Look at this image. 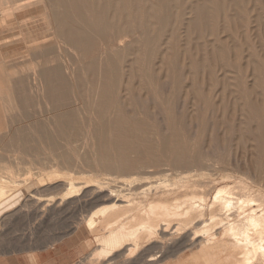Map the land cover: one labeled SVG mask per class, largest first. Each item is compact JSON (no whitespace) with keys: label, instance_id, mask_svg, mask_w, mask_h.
I'll list each match as a JSON object with an SVG mask.
<instances>
[{"label":"bare ground","instance_id":"bare-ground-1","mask_svg":"<svg viewBox=\"0 0 264 264\" xmlns=\"http://www.w3.org/2000/svg\"><path fill=\"white\" fill-rule=\"evenodd\" d=\"M227 10L234 31H257V40L251 43L245 35L246 54L242 42L232 40L229 80L224 74L219 81L208 59H224L221 49L214 44L205 51L200 45L201 55L186 54V63L175 32H167L183 30L188 39L201 36L214 31L213 22ZM0 20L30 29L18 31L21 35L14 39L25 49L12 58L18 65L12 68L10 59V71L0 67L1 206L11 208L20 201L17 195L24 194L44 205L40 195L58 189L66 192L51 208L83 190L86 202L104 204L80 219L95 234L96 247L81 264H249L264 258V160L254 163V180L247 182L249 172L242 176L239 169L252 158L240 161L243 169L226 154H205L208 147L202 152L201 144L200 153L192 155L186 142L192 137L175 143L181 140L175 132L171 138L160 136L157 154L149 129L159 113L144 103L164 92L163 101L150 100L152 108L162 102L172 110L180 97L193 100V107H212L219 88V97L227 93L231 108L241 107L247 114L245 118L237 109L244 119H236L240 129L235 130L248 128V114L253 113L264 132V0H0ZM202 72L207 79H200ZM258 144L259 152L252 149L264 157V133ZM220 167L229 173L219 182L204 172ZM76 180L81 181L78 186ZM218 183L229 186V192L219 190ZM76 201L77 208L84 205ZM40 209L37 213L44 216Z\"/></svg>","mask_w":264,"mask_h":264},{"label":"rangeland","instance_id":"rangeland-1","mask_svg":"<svg viewBox=\"0 0 264 264\" xmlns=\"http://www.w3.org/2000/svg\"><path fill=\"white\" fill-rule=\"evenodd\" d=\"M221 18V19H220ZM223 18V19H222ZM223 24H222V23ZM6 24V23H5ZM4 24V21L3 20H0V67H6L7 66V69L8 70H6V68L4 67V69L6 70V71H10V66L12 65V63L14 62V60H12V58H14L15 56L17 57L18 55H20V54H22V53H24V51H25V49L23 50V45L21 44V43H19V42H17L16 40H17V37L18 36H20L21 34L18 32V31H30V29H27V28H25V29H23V28H20L17 24H11L10 26L9 25H5ZM221 24V25H220ZM213 26H214V31H204V32H202L201 33V36H199V35H193L190 39H188L187 37H185V35H183L184 34V32L182 33V31L183 30H179V31H168L167 32V34L169 33H171V32H175V36H176V38H177V40H178V44H177V49L180 51V55L182 56V59L184 58V60L186 61V63H187V61H188V58H186V54H187V56L189 57V54L191 55V56H197V54H198V56H200L201 55V48L202 47H204V50L206 51L207 50V48L208 47H213L214 46V44H215V46L214 47H216L217 46V48L220 50V51H223L224 53H225V58L224 59H222V60H218L217 58H215V60L214 61H212L211 59H208L209 61V63H212V64H210L211 66H210V70H211V72H213V77H216L215 79H217V80H222V79H224V78H228L229 77V58H230V61H231V59H233L232 57H233V55L231 54V50H230V48H229V44H232L233 42H242V44L244 45V46H242V49L244 50V54H246V50L248 49L247 47H245L246 45L244 44L245 43V35L246 36H248V38H249V42H251V43H254L256 40H257V38H256V36H255V33H256V35H257V31L256 32H254V31H245V28L244 27H241L240 29H238L239 31H242L243 33V35L242 34H240L241 32H239V31H234L235 29V27L233 26V24L231 25V22H229V10H227V14L224 16V14L222 15V17L221 16H219L217 19H215V21L213 22ZM233 26V27H232ZM220 27H222V28H220ZM226 27V28H225ZM180 28V27H179ZM178 28V29H179ZM229 28H232L233 29V31H232V29H231V31H229ZM226 29H227V31H226ZM223 30V31H222ZM251 30V29H250ZM226 31V32H225ZM206 32H210V34L208 35V36H206L205 37V35H207V33ZM219 32H220V34H219ZM20 34V35H19ZM196 36H197V38H196ZM224 36H226V37H224ZM240 36V37H239ZM250 36V37H249ZM255 36V38H254V40H253V37ZM183 37L185 38V40H183ZM199 37V38H198ZM205 37V38H204ZM221 37H224L222 40L220 39ZM230 37V38H229ZM239 37V38H238ZM193 38H195V39H193ZM232 38V39H231ZM14 39H16V40H14ZM197 39V40H196ZM206 39H207V41H206ZM224 39L226 40V41H224ZM230 39V40H229ZM196 42H195V41ZM209 40V41H208ZM212 41V45H211V41ZM232 40H233V42H232ZM243 40V41H242ZM185 41V42H184ZM190 41V42H189ZM229 41H230V43H229ZM192 42V43H191ZM199 42V43H198ZM209 42V43H208ZM184 43H186V44H184ZM195 43V44H194ZM201 43V44H200ZM22 45V46H21ZM183 45H185V46H183ZM201 45V48L200 47H198V46H200ZM207 45H210V46H208V47H206ZM185 49L186 48V51L185 50H183V48ZM99 48V47H98ZM195 50H194V49ZM246 48V49H245ZM192 49V50H191ZM178 51V52H179ZM181 51L183 52V53H181ZM187 51H189V53H186ZM194 51L196 52V53H194ZM18 54V55H17ZM196 54V55H195ZM232 55V56H231ZM193 56V57H194ZM230 56V57H229ZM11 59V61L10 62H12V63H10L9 62V60ZM187 59V60H186ZM3 60V61H2ZM6 60L10 63H7L6 62ZM16 61V60H15ZM182 61V60H181ZM3 62H6L5 64H2ZM20 62V61H19ZM184 62V61H183ZM183 62L181 63V64H183ZM225 64H224V63ZM16 62H14L13 64H14V67H12V68H15V65L17 66L18 64V60H17V63L15 64ZM220 63V64H219ZM218 64H219V66H218ZM2 65V66H1ZM228 65V66H227ZM9 66V67H8ZM13 66V65H12ZM182 66V65H181ZM213 66V67H212ZM227 66V67H226ZM222 69H221V68ZM219 68V69H218ZM12 70V69H11ZM223 70H226V71H224V73L222 74V72H223ZM206 73H208V71H206V69L204 70ZM218 71V72H217ZM228 71V72H227ZM205 72H202L201 74H200V79H207V74L205 73ZM209 74V73H208ZM224 74L226 75L225 77H224ZM202 75V76H201ZM222 75H223V77H222ZM206 76V77H205ZM209 76V75H208ZM218 76H220V77H218ZM231 76H237V73H234V74H231ZM222 78V79H221ZM15 79H17L16 77H15ZM13 80H14V78H13ZM228 80H229V78H228ZM219 88H217L216 90H215V92H214V94H213V97H212V99H211V102L213 103V106L212 107H207V106H204V105H201V107L199 106V107H193L192 105H191V102L193 101V100H191V101H189L188 103L184 100V98L183 97H180L179 99H178V101L176 102V104H175V106L172 108V110L171 109H168L167 108V106L166 105H162V102H161V105L159 106V107H156L155 106V109L154 108H152L153 106H150L152 103L150 102V100L152 101V99H154L155 101H158V102H160V101H163V99H166L167 98V94L165 93L164 95H163V93L164 92H162V96L161 97H159V96H149V97H147V99L149 98L150 100H147L146 98H145V96H144V98L147 100V101H144V103L146 104V106H148V108L150 109L151 108V110L150 111H153L154 113H156V112H158L159 114L157 115L156 114V117L153 119V120H150V123H151V125H150V135L149 136H151L152 134V137H154L153 139H152V141H154V142H156L155 140H157V142L156 143H158V144H155L157 147H155V152L157 153V154H160V152L159 151H161V149H159V147H160V145H161V140H158V139H162L163 138V136L165 135V137H167V135H168V137L169 138H171L172 136L170 135V134H173V132H175L174 134H173V136L175 135V134H177V136H178V134H179V138L181 139V140H179L178 139V142H175V143H179V141H182L183 140V142H185L186 141V137H188L189 135V137H188V139H190V137H192L191 138V140L192 139H194V140H187L186 142H189L187 145H188V150L190 151L191 149H192V151H190L191 153L193 152L194 154H192V155H195V154H197V152L198 153H200V151L198 150L200 147L202 148H200V150L202 151H204V149H203V147L206 149L207 147V150H205L206 152H205V154L206 153H208V155H210L209 153H211V155L213 154V156H217L214 152H216V153H218V156H220V155H222V156H226L227 158H229V159H232L231 160V162L233 163V162H236L235 163V165H237V163H238V168H240V167H244V165L246 164V161L248 160L249 162H250V159H251V163H249V166H248V162H247V165H245V169L242 171V169L240 168L239 170V172L242 174V176H243V173L245 172V173H247V172H249L248 174L250 175V176H244V178L246 177V179H248L247 180V182H251V181H253L254 180V171H255V164L257 165L258 163H260L259 165H261L262 163H263V160H264V157H262L258 152H259V144H258V140H259V138H261L262 137V134L264 133L263 132V130L261 131V130H259V127H261V124H262V122L260 121V118H258V116L256 115V114H253V113H251V114H248V116L251 118V123H250V125H249V127H252V128H242V130H235V129H240V128H235V126H236V123L238 122V126L240 125L239 124V122L240 121H242V119H244L241 115H239L238 113H239V111H240V114H242L245 118H247V114L245 113V112H243V111H241L242 109H241V107L240 108H231V107H233V105H231L232 103H230L231 101V99H229V96H228V94L226 93V95H222V93H221V98L219 97V91L220 90H218ZM206 92V91H205ZM221 92V91H220ZM215 95V96H214ZM228 96V98H227V100H226V97ZM153 97V98H152ZM217 97H219V98H217ZM181 98H182V100H181ZM152 101V102H155V101ZM218 101L220 102V103H218ZM157 102V103H158ZM243 102V101H242ZM151 103V104H150ZM181 103V106H179V104ZM215 103H217V104H215ZM186 104H187V106H186ZM190 104V105H189ZM220 104H222V107H221V105ZM227 104V105H226ZM242 104V103H241ZM164 106H165V108H164ZM176 106L177 107H180V108H176ZM189 106H191V110H190V108H188ZM216 106V107H215ZM221 107V108H220ZM245 107V106H244ZM162 108V109H161ZM186 108H187V111H186ZM214 108V109H213ZM161 110V111H159V110ZM174 109H176V110H174ZM178 109V110H177ZM193 109V110H192ZM213 110L212 111V113H210L209 112V110ZM222 109V110H221ZM237 109H239V111H237ZM163 110V111H162ZM214 110H216V111H214ZM169 111H170V113L171 114H169ZM172 111V112H171ZM175 111H176V115H175ZM179 111V112H178ZM196 111H197V113H196ZM231 111H232V116H228L229 117V119L231 120V122H228V121H230L229 119L227 120L226 119V117H227V115H228V113L229 114H231ZM188 112L190 113L191 112V114L189 115L188 114ZM228 112V113H227ZM247 112V111H246ZM220 113H221V117H220ZM164 114V115H163ZM209 114H211V115H209ZM227 114V115H226ZM165 116L164 118H163V116ZM194 115V117L192 118V116ZM201 115V116H200ZM237 115H239L240 116V118H238L237 117ZM160 116V117H159ZM169 116H171L170 118H169ZM173 116H174V118H173ZM178 116V117H177ZM208 116V117H207ZM218 116L221 118L220 119V121H219V118H218ZM175 117H177V118H175ZM189 119H188V118ZM211 117V118H210ZM227 117V118H228ZM158 118H159V120H158ZM178 118H180V119H178ZM175 119V120H174ZM184 119V120H183ZM195 119V121L194 122H197V123H195V125H194V122H193V120ZM209 119V120H208ZM236 119H238V120H240V121H236ZM160 120H162V122H160ZM178 120V121H177ZM187 120H189V121H187ZM198 120V121H197ZM166 121V122H165ZM173 121V122H172ZM210 121H211V124H210ZM249 121V120H248ZM173 123V125L171 126V124ZM179 122V123H178ZM186 122H188V124H186ZM204 122V123H203ZM221 122V123H220ZM175 123V124H174ZM184 123L186 124V125H184ZM220 123V124H219ZM260 123V124H259ZM155 124V126H153V125ZM164 125V128H163V126L162 125ZM176 124H177V126H176ZM179 124V125H178ZM198 124V125H197ZM204 124H206L205 126H203ZM213 124V125H212ZM187 125H188V127H187ZM194 125V126H193ZM197 125V126H196ZM252 125H254V128H255V130L253 131V126ZM156 126H158V128L156 127ZM174 126V127H173ZM238 126H236V127H238ZM171 127H173V128H171ZM182 127V128H181ZM201 127H204V128H201ZM223 127V128H222ZM224 127H226V128H224ZM159 128H160V130H159ZM176 128H179V129H176ZM257 128H258V130H257ZM162 129H165V130H162ZM173 129H174V131H173ZM185 129V130H184ZM186 129H187V132H186ZM208 129H210V132L208 133ZM225 129V130H224ZM252 131H251V130ZM171 130H172V132H171ZM177 130V131H176ZM179 130H181V131H179ZM202 130V131H201ZM158 131H164L163 133H161V132H159V133H157ZM166 131V132H165ZM180 133H179V132ZM236 131V132H235ZM239 131V132H238ZM241 131V132H240ZM256 131V132H255ZM178 132V133H177ZM187 134H186V133ZM252 132H255L254 133V135H253V133ZM258 132V136H257V133ZM261 132H263V133H261ZM181 133H183V134H181ZM192 133V134H191ZM200 133H202V135L200 134ZM230 133V134H229ZM237 133H239L240 135H238L241 139H242V143H240L239 142V137H238V140H236L237 138H235V136L237 137ZM241 133H243L242 135H241ZM260 133V134H259ZM206 134L208 135L207 137H206ZM228 134V135H227ZM181 135H184L183 137L185 138V140L183 139V137H181ZM187 135V136H186ZM225 135V136H224ZM227 135V136H226ZM245 135V136H244ZM160 136H162V138L160 137ZM201 136V137H200ZM220 136V137H219ZM234 136V137H233ZM158 137V138H157ZM216 137L219 139H217L216 140ZM235 138V139H233V138ZM243 137V138H242ZM248 139H247V138ZM156 138V139H155ZM209 138H210V140H209ZM244 138H246V139H244ZM155 139V140H154ZM212 139H213V141H212ZM230 139H232V140H230ZM209 140V143H208V145L209 146H207V141ZM215 140V141H214ZM204 141V142H203ZM231 141L232 142V144L234 143L235 144V141L238 143L239 142V144H238V146H237V144L235 145L236 146V149H234V144L233 145H230L231 144V142H230V144H229V142ZM241 141V140H240ZM251 141V142H250ZM185 142V143H186ZM256 142V143H255ZM195 143V146L193 145ZM210 143H211V145H210ZM212 143H214V144H212ZM226 143H227V145H226ZM245 143V144H244ZM200 144H201V146H200ZM225 144V145H224ZM240 144H242L241 146H240ZM252 144H253V146H252ZM190 145H192V148H190L191 146ZM213 145V146H212ZM200 146V147H199ZM219 148H218V147ZM224 146V147H223ZM232 146H233V148H232ZM250 146H251V148H250ZM194 147H195V149H194ZM196 147H197V149H196ZM223 147V148H222ZM231 149H230V148ZM241 147V148H240ZM254 147V150H256V151H258V152H256V151H254L252 148ZM162 148V147H161ZM226 148V149H225ZM242 148H244V150L242 149ZM258 148V149H257ZM223 149H224V151H223ZM230 149V150H229ZM196 150V151H195ZM209 150V151H208ZM210 150H211V152H210ZM216 150V151H215ZM232 150V151H231ZM235 150V151H234ZM251 150H253V152H252V154L250 155V151ZM202 151V152H203ZM208 151V152H207ZM236 153V155H235V153ZM245 151V152H244ZM201 152V153H202ZM231 152V153H230ZM247 152H249V154L247 153ZM221 153H223V154H226V155H223V154H221ZM230 153V154H229ZM233 153V155H231ZM257 153H258V155H260V156H258L257 155ZM229 155H230V157H229ZM252 155H254V156H252ZM256 155V156H255ZM233 156L234 157H236L237 156V158L239 159H237V160H235V161H233L234 159H233ZM232 157V158H231ZM250 157V158H249ZM255 157H259V159L260 160H258L257 158H255ZM255 158V159H254ZM228 159V160H229ZM256 159H257V161H256ZM246 160V161H245ZM238 161V162H237ZM240 161H245V164L244 163H240ZM260 161V162H259ZM253 162V163H252ZM255 163V164H254ZM240 164V165H239ZM242 164V165H241ZM251 164V165H250ZM252 164H253V166H252ZM258 165V166H259ZM240 166V167H239ZM250 166H252V169H250ZM249 169V171H248V169ZM221 168V169H220ZM219 169H214V168H209V171H204V172H208V173H212V177L213 176H215V177H213V179H215L216 180V182L218 181H220V179H222V177H220V176H222L223 174L225 175V174H228L229 173V171H226L227 169H223L222 167H220ZM179 172H183V170L182 171H180L181 169H177ZM177 170H175L174 171V173H176L177 172ZM191 171H199V169H196V168H192V169H190ZM246 170V171H245ZM252 170V171H251ZM242 171V172H241ZM179 172H177V173H179ZM216 175H217V177H216ZM247 175V174H246ZM218 177H220V178H218ZM251 177V178H250ZM252 178H253V180H252ZM218 179V180H217ZM229 181V179L227 180V183H229L228 182ZM78 182H81V181H78V180H76V186H78ZM221 183H218V188L220 187V189L219 190H222V188H223V184H221ZM229 185V184H228ZM222 186V187H221ZM223 190L224 191H228L229 192V186L227 187V188H223ZM64 192H66V191H64L63 189H58V190H53V192L51 191V192H49L48 194L47 193H43L42 195H40L41 196V198H42V200H43V202H45L44 203V205L46 204L47 205V208H48V210L46 211V207H44V205L43 204H40V206H39V204H36V201L35 200H31L32 198H28V196H27V194H24L23 195V197L22 196H18L17 195V197H19V198H17V200H19L20 199V201L18 202L19 203V205H18V203L17 202H15L14 203V206L12 205L11 206V208L10 207H8V206H5L4 205V207L3 206H1L0 205V207L1 208H3V209H1L0 210V217H2V218H0V252L2 251V250H4V249H9V248H13V247H17V246H21V243H22V237L23 236H28V235H31V236H33V237H36V239H37V243L41 246V247H43V248H47L48 246H53V247H57V246H55L56 244H60V243H63L65 246H66V248H67V252L65 253V258H66V261H67V264H81L82 262L84 263L85 261H87V257L86 256H88V254H90V252H92V250H94L96 247H95V242H94V237H95V234H91L87 229H86V227L83 225V223H80L81 221H80V219H82L84 216H86L88 213H89V211L91 212V211H93V210H97L96 208L99 206V208L98 209H100V207L101 208H104V204H97V203H95L96 205H98V206H96V205H94L93 203L94 202H92V201H95V200H93L92 199V201L90 202V201H88L89 203H90V206H89V204H88V202H86V200H87V198H88V194H86L85 193V191L83 190V191H77L79 194H78V196L79 195H83L84 193V195L83 196H86V197H83L82 196V198H80L79 199V197L77 196V192H74L73 194H75L76 195V197H73V198H71L72 200L71 201H69V203H68V201H66V202H64V205H62V206H60V207H58L57 209L56 208H51V207H55L54 205H55V203H57V201H58V198H61L63 195H64ZM83 192V193H82ZM51 193V194H50ZM32 194V193H31ZM46 194V195H45ZM61 194V195H60ZM66 194V193H65ZM57 195H58V197H57ZM59 195H60V197H59ZM15 197H16V194L14 195ZM39 196V197H40ZM45 198H44V197ZM53 196V197H52ZM54 196H55V198H54ZM25 197H27L28 199V201L25 203L24 201H25ZM47 197V198H46ZM51 197V198H50ZM57 197V198H56ZM36 198V197H35ZM75 198H77V199H75ZM46 199V201H44ZM47 199H49V200H47ZM55 199V200H54ZM73 200H79V201H81V202H83L84 201V205L82 206L81 204H83V203H81L80 204V206H78V208H77V202L78 201H73ZM30 201V202H29ZM73 201V202H72ZM54 202V203H53ZM71 202V203H70ZM86 202V203H85ZM17 203V204H16ZM42 203V202H41ZM49 203H51L49 206H50V208H49V206H48V204ZM65 203H67L66 205H65ZM74 203V207H72L71 208V206H73V205H71V204H73ZM92 203V204H91ZM17 206H16V205ZM22 206H21V205ZM87 204V205H86ZM27 205V206H26ZM41 205H42V207H41ZM108 206L109 205V203H106L105 204V206ZM21 206V207H20ZM31 206V207H30ZM38 206V207H37ZM70 206V207H69ZM17 207V208H16ZM40 207H41V209L43 208L44 209V211H43V213H45L44 214V216H43V214H42V212H39V213H37V209H40ZM20 208V209H19ZM46 208V209H45ZM69 208V209H68ZM11 209V210H10ZM25 209V210H24ZM40 209V210H41ZM51 209V210H50ZM82 209H84V210H82ZM32 210V211H31ZM36 212H35V211ZM58 210V211H57ZM60 210V211H59ZM73 210V211H72ZM88 210V211H87ZM16 211H18V214H17V212ZM52 211H53V213H52ZM56 211V212H55ZM13 212V213H12ZM20 212V213H19ZM48 212V213H47ZM10 213V214H9ZM14 213H15V215H14ZM41 213V214H40ZM8 214V215H7ZM7 215V216H6ZM52 215V216H51ZM81 215V216H80ZM6 217V218H4V217ZM47 216V217H46ZM10 217V219H8ZM14 218V219H13ZM44 218V219H43ZM77 224H79V225H77ZM75 226V227H74ZM75 229V230H74ZM94 244V245H93ZM64 246V247H65ZM59 247V246H58ZM91 248V249H90ZM94 248V249H93ZM90 249V250H89ZM52 253H55L54 251H52L51 253H50V255H52ZM186 257H189V255L187 254V256ZM167 260H171V258H169V259H167ZM168 262V261H167ZM250 263H252V264H264V258L262 259V260H260V262L258 261V263L256 262H252V261H250L249 262V264Z\"/></svg>","mask_w":264,"mask_h":264},{"label":"crops","instance_id":"crops-1","mask_svg":"<svg viewBox=\"0 0 264 264\" xmlns=\"http://www.w3.org/2000/svg\"><path fill=\"white\" fill-rule=\"evenodd\" d=\"M55 246L57 247L50 245L43 248L37 243L36 237L25 235L22 237L21 246L4 249L0 252V264H67L66 246L63 243ZM52 251L55 253L50 255Z\"/></svg>","mask_w":264,"mask_h":264}]
</instances>
